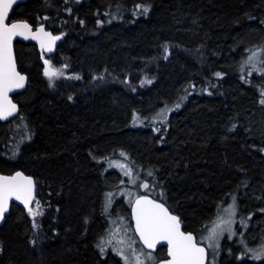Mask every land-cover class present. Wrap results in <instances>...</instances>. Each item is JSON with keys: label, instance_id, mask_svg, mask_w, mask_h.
Listing matches in <instances>:
<instances>
[{"label": "trees", "instance_id": "16d2710c", "mask_svg": "<svg viewBox=\"0 0 264 264\" xmlns=\"http://www.w3.org/2000/svg\"><path fill=\"white\" fill-rule=\"evenodd\" d=\"M10 19L43 24L63 42L52 58L14 44L28 79L13 97L18 115L0 123V174L32 176L43 214L34 228L12 205L0 264H122L97 248L111 217L129 219L109 160L155 185L139 194L159 200L163 189L161 202L198 241L235 196L238 236L222 240L216 264H262L238 257L264 245V75L245 64L249 50L264 49V0H26ZM45 59L64 73L53 86ZM165 108L166 121L153 119Z\"/></svg>", "mask_w": 264, "mask_h": 264}, {"label": "snow or ice", "instance_id": "6c2138e0", "mask_svg": "<svg viewBox=\"0 0 264 264\" xmlns=\"http://www.w3.org/2000/svg\"><path fill=\"white\" fill-rule=\"evenodd\" d=\"M16 0H0V121H8L10 117L18 112L17 104L9 95L19 89H24L28 77L17 69V63L13 54V41L17 37L25 40L32 39L39 43L43 51L49 53L53 52L56 47V42L61 39L63 33L54 35L51 31H47L43 24L33 30V25L26 20L10 19V11L13 10V5ZM137 10H142L144 14L149 11L148 6L137 4ZM70 12L71 9H68ZM45 20L48 18L45 17ZM83 24V21H80ZM97 23H103L97 21ZM167 51V49H166ZM250 55L247 57L245 64L249 66L248 75L251 76L253 71L259 72L264 75V59L260 57L264 55V49L249 50ZM259 65V66H257ZM67 68V65L63 66ZM242 65V70H243ZM43 74L48 78L50 86L54 85V80L63 76L64 73L61 69L53 66L52 62L48 59L44 60ZM217 77L222 76V73H215ZM76 76V79H79ZM241 79H244L242 76ZM147 83H151L148 80ZM261 99L259 103L264 105V88L260 90ZM72 99V97H69ZM176 108L180 105L176 104ZM171 109H161L153 119L159 118L161 123L166 121V112ZM22 119V118H21ZM235 127V126H233ZM155 131L159 132L160 129L156 128ZM264 151V149H261ZM120 155L126 157L127 154L121 151ZM15 156V153H13ZM109 167H118L124 176L128 177V182L135 185L138 176L133 175V170L127 164L120 161L109 160ZM152 176L151 171L148 172ZM124 183L123 180L120 182ZM139 188L144 189L146 192L155 185H150L146 180L138 185ZM36 181L30 175H25L22 171H16L11 175L0 174V221L6 217L5 214L9 212L10 204L20 202L28 211L29 215L33 217V227L38 225L35 222V217L42 215L41 204L35 195ZM121 194H124L121 192ZM129 204L132 208V219L135 221L134 233L138 235L139 241L142 243L141 248L135 245L137 241L127 235L130 230L128 226L116 227L115 230H107V238L101 237L97 248L103 256L106 254L107 249L110 247L111 251L121 258L123 264H216V256L220 250V240L225 233H228V239H232L237 235L233 225L236 222L238 213L236 197L232 196V203L227 208L223 209V214L218 212L217 217L212 221V226L207 228V235H202L200 240L190 231L182 230V221L179 215L173 214L164 202L165 198L163 189L159 192L160 199L151 198L148 194H135L134 198L131 190L127 192ZM113 193H106L108 206L112 204ZM35 204V208L31 205ZM264 212V209H260ZM123 220V217L119 218ZM241 219V226H247V220ZM242 236L243 233H240ZM207 241L204 245L203 242ZM162 242L166 243L167 257L162 260H157L152 250L157 248V245L163 246ZM35 244V241H32ZM245 251L241 257L251 253L253 260L262 261L264 264V245L257 249L248 248L244 245ZM148 249L149 251H144ZM209 250H211V261H209ZM231 251V250H229Z\"/></svg>", "mask_w": 264, "mask_h": 264}, {"label": "rangeland", "instance_id": "374dc122", "mask_svg": "<svg viewBox=\"0 0 264 264\" xmlns=\"http://www.w3.org/2000/svg\"><path fill=\"white\" fill-rule=\"evenodd\" d=\"M24 140H25V139L23 138L21 141H24ZM16 146H18V144H17ZM112 168L115 169V170H117V171L120 173L122 179L125 181V182H124L125 185L123 186V188H122V189H119V191L115 194L114 197H116V196H120V197H122L124 203H127V204L129 205V199H130V198L127 196V192H128L129 190H131V192L133 193V197H132V198H134L135 194H137V193H141V192L143 191L142 188H139V187H138V185L140 184V183H138L139 180H137V183H136L135 185L130 184V183L128 182V177L124 176L123 173H122V171H121L118 167H112ZM133 174H134V173H133ZM121 192H123L124 194H121ZM114 197H112V199H114ZM106 201H107V200H106ZM229 204H231V203H229ZM229 204H228V205H229ZM228 205H225V206L221 207V208L219 209L218 212H220V214H223V209H224V208H227ZM218 212H217V214H218ZM217 214H216V216L213 218V221L216 219ZM120 217H123V220H120V219H119ZM128 223H129V221H128V219H127L125 216L111 217V218H110V221H109V223H108V228H107V230H110V229H111V230H115L116 227L128 226L130 230L128 231L127 235H128L129 237H131L132 239H135V240H136V238L134 237V235H133V233H132V229H131V227H130V224L128 225ZM211 226H212V223H211L210 227H211ZM240 226H241V225H240ZM210 227H209V228H210ZM233 227H234L235 230H238V228H239V224H237V221L235 222V224L233 225ZM244 229H247V226H246V227L241 226V230H240V232H241L242 230H244ZM107 230H106L105 234H104L102 237L107 238ZM203 235H207V231H206V230H205V232L203 233ZM235 236L237 237V236H238V233H237V235H235ZM235 236H233L232 239H228V233H225L224 236H223V237L221 238V240H220V245H221V243H222V240L225 239V240H227V241H232V240H234L233 238H234ZM200 238H201V237H200ZM200 238H199V240H200ZM136 241H137V240H136ZM238 241H239V240H238ZM99 242H100V239H99L98 243H99ZM240 243H242V242L240 241ZM203 244L206 245V244H207V241H204ZM135 246H136L137 248H141V245H140L138 242L136 243ZM98 250H99V249H98ZM107 251H110V252H111L115 257H117V258L121 261V263L123 264V261L121 260V258H120L119 256H117L114 252H112L110 247L107 249ZM144 251H146V250L144 249ZM209 252H210L209 261H211V259H212V257H211V250H210ZM219 252H220V250H219ZM154 256L156 257L157 260H159V257H158L156 254H154ZM216 257H219V254H218ZM215 260H216V258H215Z\"/></svg>", "mask_w": 264, "mask_h": 264}, {"label": "water", "instance_id": "95a60500", "mask_svg": "<svg viewBox=\"0 0 264 264\" xmlns=\"http://www.w3.org/2000/svg\"><path fill=\"white\" fill-rule=\"evenodd\" d=\"M25 2H26V0H16V3L13 5V9H14L16 6H18V5L24 4ZM12 11H13V10L10 11V14L12 13ZM10 14H9V15H10ZM38 27H39V26H38ZM35 29H36V28H35ZM35 29L33 28L34 31H35ZM16 42H20V43H23V44H33V45L36 47L37 51H38L40 54H43L45 57L50 58V57H53V56L55 55V53H56V51H57L59 45L62 44V42H63V37H61V39L58 40V41L56 42V47H55L54 51L51 52V53L47 52L46 50L42 52L39 43H38L37 41H35V40H32V39L25 40V39H23V38H21V37H17V38L13 41V54H14V56H15V52H14V44H15ZM26 86H27V82H26L25 88H26ZM25 88H24V89L16 90L15 92L10 93L9 95H10L11 98L13 99V97H15L16 95H20L21 93H23V91L25 90ZM13 102H14V101H13ZM14 103H15V102H14ZM17 107H18V105H17ZM18 112H19V107H18ZM18 112H17L16 114H14L13 117H10L8 121H0V123H1V124H5V123H8V122L12 121V120L18 115ZM151 198H152V197H151ZM12 205L18 206V207H20L22 210H24L25 212H27V209H26V208H25L20 202H14V203L10 204L9 212L5 214V217H7V216L9 215ZM31 206H32V205H31ZM131 213H132V208H131V206H130V208H129V214H130V220H131L132 227H133V231H134V228H135V221L132 219V215H131ZM3 222H4V220H3V221H0V227L2 226ZM181 227H182V230H183V225H181ZM134 234H135V233H134ZM135 236L137 237V239H138V241H139V237H138V235L135 234ZM139 243L142 245V243H141L140 241H139ZM162 244H163V246H161V245H157V248H156L155 250H152V251H153V253H155L159 248H165V250H166V257H167V247H166V243L162 242ZM142 247H143V246H142ZM145 250H146V251H149L148 249H145Z\"/></svg>", "mask_w": 264, "mask_h": 264}, {"label": "flooded vegetation", "instance_id": "af4514ba", "mask_svg": "<svg viewBox=\"0 0 264 264\" xmlns=\"http://www.w3.org/2000/svg\"><path fill=\"white\" fill-rule=\"evenodd\" d=\"M98 251H99V250H98ZM99 254H100V251H99ZM109 254H112V253H111L110 251H106V254H105V255H103V256H102L101 254H100V255H101V257L104 258V257H106V256L109 255Z\"/></svg>", "mask_w": 264, "mask_h": 264}]
</instances>
